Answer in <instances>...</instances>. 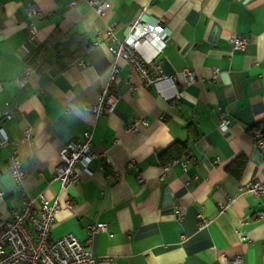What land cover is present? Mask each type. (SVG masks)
<instances>
[{
	"label": "crops",
	"instance_id": "crops-1",
	"mask_svg": "<svg viewBox=\"0 0 264 264\" xmlns=\"http://www.w3.org/2000/svg\"><path fill=\"white\" fill-rule=\"evenodd\" d=\"M102 1L108 7L98 15L91 0H0V127L9 139L0 145V219H11L26 192L58 199L51 238L74 234L97 258L91 264H264V195L240 187L264 179V154L248 132L264 131V0ZM30 5L40 14L29 15ZM142 7L147 18L165 21L160 67L175 80L179 107L169 110L164 80L145 86L120 58L109 88L116 106L95 117L86 104L109 82L112 37L123 39ZM234 35L248 38L243 51L233 48ZM4 109L14 117L3 119ZM220 112L227 128L219 127ZM88 126L100 155L61 190L51 181L59 151ZM174 142L186 150L161 179L170 161L158 155ZM13 148L24 191L9 172ZM238 157L245 164L236 176L227 167L238 170ZM96 223L108 231L89 235Z\"/></svg>",
	"mask_w": 264,
	"mask_h": 264
},
{
	"label": "built area",
	"instance_id": "built-area-1",
	"mask_svg": "<svg viewBox=\"0 0 264 264\" xmlns=\"http://www.w3.org/2000/svg\"><path fill=\"white\" fill-rule=\"evenodd\" d=\"M91 3L94 4V9L98 15H103L108 7L106 1L91 0ZM27 13L29 15L40 14L33 5L27 7ZM114 27L115 24H112L107 33L111 35ZM28 33L29 37L34 36L35 28L32 25L28 27ZM167 40L168 32L164 19L147 18L145 8L142 7L133 22L128 25L124 38L119 40L112 37L109 49L115 58V62L112 65L109 82L100 90L95 101L86 104L87 112L97 117L102 114H109L114 110L118 96L111 93L109 88L113 85L117 71L116 61L120 58H124L130 67L141 76L145 86L164 80L172 90L171 94L168 95L169 110L178 108L180 94L175 89V80L171 75L163 74L160 67V58L167 47ZM231 42L233 48L243 51L248 43V38L242 35H234L231 37ZM78 63L83 64L82 61H78ZM25 73H28L27 68ZM186 78L187 81H193L195 75L192 71H188ZM18 82L23 85L25 78H19ZM13 117V109L2 111L3 119L10 120ZM218 120L220 128H227L229 120L222 112L219 113ZM142 121L144 122V120ZM138 124L139 121L137 120L131 125V129H137ZM92 129V126H88L83 131L80 140L71 139L63 144L60 149V162L53 172L51 181L58 182L61 190H67L75 185L81 173L88 170L91 163L99 157L100 154L93 148ZM23 133L26 139L31 135L28 128ZM253 140L257 148L264 154V134L255 131ZM8 144L9 139L0 127V145L6 146ZM178 160L179 158H174L163 166L161 179L168 176L171 165ZM8 168L17 188L23 190L25 172L15 148L9 153ZM240 187L246 192L264 195V179L251 180L243 183ZM24 193L26 198L20 205L13 208L11 219H0V264H91L97 260L85 244L72 233L56 239L51 238L50 232L55 214L60 207L58 199L49 200L43 195L35 198L28 196L26 192ZM67 203L71 204V200L68 199ZM226 205H222L220 211H224ZM174 214L177 218H181L178 208H175ZM197 217L199 227L206 225L208 219L205 216L197 214ZM260 218L264 219V212L260 214ZM98 231L107 232V224L96 223L87 227L89 235Z\"/></svg>",
	"mask_w": 264,
	"mask_h": 264
},
{
	"label": "trees",
	"instance_id": "trees-1",
	"mask_svg": "<svg viewBox=\"0 0 264 264\" xmlns=\"http://www.w3.org/2000/svg\"><path fill=\"white\" fill-rule=\"evenodd\" d=\"M52 41V39H50L48 41V43H50ZM63 45H65L66 47L69 45V41L68 40H64L63 39ZM47 43H44L43 45H46ZM42 45V46H43ZM63 47V46H62ZM69 52V51H68ZM70 55V54H69ZM71 63V61H65L64 62V66L69 65ZM40 71V69H38ZM255 131H260L262 134H264V131H262V129L259 126H255V127H251L248 129V132H250V134L253 137V134ZM186 150V144L183 142H174L173 144H171L169 147H167L166 149H164L159 155H158V159L160 161V163L164 164L168 161L173 160L174 158H177L178 156H180L184 151ZM235 164L238 165V170H236V168L233 165H229L227 167L228 171L233 173L234 175L238 176L239 173L242 171L244 164H245V158L244 157H238L236 159Z\"/></svg>",
	"mask_w": 264,
	"mask_h": 264
}]
</instances>
